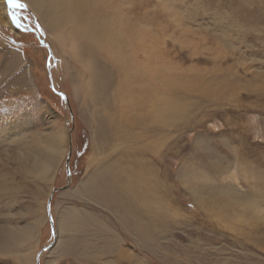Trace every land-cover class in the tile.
I'll use <instances>...</instances> for the list:
<instances>
[{
    "label": "rangeland",
    "instance_id": "obj_1",
    "mask_svg": "<svg viewBox=\"0 0 264 264\" xmlns=\"http://www.w3.org/2000/svg\"><path fill=\"white\" fill-rule=\"evenodd\" d=\"M35 1L19 0L16 22L5 3L0 20L12 44L0 50V229L30 232L17 252L0 248V264H264V0H85L86 18L134 4L153 37V84L180 103L163 128L132 112L129 136L104 130L90 96V70L111 68L80 35L96 18L54 24ZM53 137L68 149L54 174L19 167L18 148L44 153ZM107 168L120 172L118 204L86 189ZM76 219L78 241L55 247Z\"/></svg>",
    "mask_w": 264,
    "mask_h": 264
},
{
    "label": "bare ground",
    "instance_id": "obj_2",
    "mask_svg": "<svg viewBox=\"0 0 264 264\" xmlns=\"http://www.w3.org/2000/svg\"><path fill=\"white\" fill-rule=\"evenodd\" d=\"M36 1H41V7H44L46 11L47 9L49 10V19L54 24L74 19L76 16H80L81 24H86V20L97 17L94 10L87 12V14L90 15L87 17L88 19L83 12H80L85 0ZM105 2L116 9V6L113 4L114 0H106ZM5 3H7L6 0H0V20L3 24H9L6 17L7 8ZM128 6L132 7L133 9L131 12L136 14L134 4L129 2ZM12 12L13 11L8 10L10 19L14 22L15 19L13 15H10ZM132 13H127L126 17L123 18V12H120L119 6L115 12L116 15L114 14L111 18L109 16L103 19L98 17L92 20L91 23L89 22V25L91 24L90 26H86V28L85 26L79 27V31L83 30L80 32V35L86 41V53L90 56V59L100 54L111 63V68H106L101 71L92 68L90 70V76H88L93 84L91 85L92 89L90 94L92 102L94 103L97 113L100 115L104 114L103 119L99 120L102 121L101 126L104 130H108L111 133L119 132L124 136H129L127 125L132 127L134 123L138 121V118H132L134 116L131 114L132 112L140 111L142 113L147 109L145 113L149 115V120L145 119L142 123L146 125L152 122L163 128L168 125L171 112H179L181 108L180 103L177 101L178 99L166 97V90H164L165 85L154 86L153 81L155 76L152 72L153 53H151L153 37L151 36L148 24L138 23L137 15L132 16ZM97 23L99 24L95 25ZM89 67H91L90 63ZM89 67L86 65V68ZM162 75L164 76V74L160 72L159 76ZM93 89L94 92H92ZM149 107H151V110L148 109ZM142 115L143 114H141V116ZM12 133L13 130H11L10 127L9 136L12 135ZM52 139L53 140H51L44 153L39 149H32L31 156H28L25 155L26 150L22 151V149L18 148L16 157L20 160L19 167L22 169L28 166L31 170L33 168L38 169L41 162L42 169L38 172L36 170L32 171L44 177L52 173L54 174L58 165L62 162L65 150L68 152V149L62 145V137H53ZM29 149H31V147H29ZM9 152L11 153H7L8 158L11 157L14 151L11 150ZM18 153L22 154L19 155ZM43 154L45 155V159L42 158ZM90 164L92 165L93 162H90ZM91 165H89V167ZM105 173L110 176L109 179L100 178L96 172H94L85 180L87 192L91 193L93 196L94 194L98 195V193H103L109 199V202L112 201L116 204L117 201H119L118 198L121 197L123 193L118 194L115 178L112 177L116 176L117 180H120L121 176L119 177L118 174L120 172H114L112 168H107L105 169ZM133 179L130 173L126 174L123 183L124 187H120V190L128 193L127 191L131 190L133 187ZM99 200L101 199L96 201L99 202ZM71 222H73L72 219ZM76 222V224L73 223L69 226V224L64 221L60 224V229L62 232H76L79 230L80 226L79 220L76 219ZM29 235V231L24 232L23 230L15 229L6 232L1 228L0 248L6 252H17V248L23 243L25 236L28 238ZM57 245H62L59 239H57L54 246L56 247Z\"/></svg>",
    "mask_w": 264,
    "mask_h": 264
},
{
    "label": "crops",
    "instance_id": "obj_3",
    "mask_svg": "<svg viewBox=\"0 0 264 264\" xmlns=\"http://www.w3.org/2000/svg\"><path fill=\"white\" fill-rule=\"evenodd\" d=\"M14 22H16V21H14ZM3 25V24H2ZM4 26V25H3ZM8 44H10V45H12L11 44V42L10 41H8V40H5L1 35H0V50H5V47H8L7 45ZM9 49V48H8ZM13 53H16L17 55H19L20 56V59H21V56L24 58V54H21V52L20 51H18V49L16 48V50L14 49V52ZM12 53V54H13ZM13 55H11V56H8V58L6 59L7 61H6V64H5V66L4 67H12V65H10L11 63H12V57ZM21 61H22V59H21ZM23 63V62H22ZM16 67H17V65H15ZM15 66H13V67H15ZM20 66V65H19ZM18 66V67H19ZM23 66V65H22ZM21 67V66H20ZM19 67V68H20ZM4 73H6L7 74V71L6 72H4ZM3 82H4V78H3V71L2 70H0V86L3 84ZM75 212H71V211H63V210H61V212H68V213H70L71 215H75V216H78V218L80 219L81 217H85L84 215L83 216H81V214H79L80 212L79 211H77V210H74ZM57 212H60V210L59 211H57ZM60 212V213H61ZM58 217H59V215H58ZM58 221H59V218H57V225H58ZM82 233H84V231H82ZM85 233H86V231H85ZM79 234H81V233H79V232H68V233H63V234H59V231H58V235H57V237H59V240H60V242H62L63 243V246L69 251V250H71V246H70V244H74L76 241H78V237L77 236H79ZM70 240V241H69ZM82 240V246H84V244L86 243L83 239H81ZM69 244V245H68ZM73 249V248H72Z\"/></svg>",
    "mask_w": 264,
    "mask_h": 264
},
{
    "label": "snow or ice",
    "instance_id": "obj_4",
    "mask_svg": "<svg viewBox=\"0 0 264 264\" xmlns=\"http://www.w3.org/2000/svg\"><path fill=\"white\" fill-rule=\"evenodd\" d=\"M8 8L10 10L17 9V8H24L25 5L22 3H19V0H7ZM13 18L15 19V12H12Z\"/></svg>",
    "mask_w": 264,
    "mask_h": 264
},
{
    "label": "water",
    "instance_id": "obj_5",
    "mask_svg": "<svg viewBox=\"0 0 264 264\" xmlns=\"http://www.w3.org/2000/svg\"><path fill=\"white\" fill-rule=\"evenodd\" d=\"M7 1V0H6ZM7 6H8V4H7ZM8 10L9 11H11L9 8H8ZM13 10H15V9H12V11ZM11 16H12V14H10ZM38 26V25H37ZM39 28V27H38ZM70 143L72 144V141H71V138H70ZM71 144H70V147H71ZM70 157H71V152L69 153V157H68V159H67V165L69 164V162H70ZM48 211H49V216H50V218H51V213H50V202H49V205H48ZM53 228V234L55 235L56 234V231H55V229H54V227H52ZM37 264H40V261L38 260V262H37Z\"/></svg>",
    "mask_w": 264,
    "mask_h": 264
},
{
    "label": "flooded vegetation",
    "instance_id": "obj_6",
    "mask_svg": "<svg viewBox=\"0 0 264 264\" xmlns=\"http://www.w3.org/2000/svg\"><path fill=\"white\" fill-rule=\"evenodd\" d=\"M12 11V10H11ZM14 12L16 11V10H13ZM18 26H20V25H18ZM21 28H23V27H21Z\"/></svg>",
    "mask_w": 264,
    "mask_h": 264
}]
</instances>
